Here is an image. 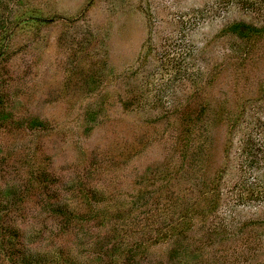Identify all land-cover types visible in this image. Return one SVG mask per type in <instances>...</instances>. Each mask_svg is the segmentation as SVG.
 Returning a JSON list of instances; mask_svg holds the SVG:
<instances>
[{"label": "trees", "instance_id": "obj_1", "mask_svg": "<svg viewBox=\"0 0 264 264\" xmlns=\"http://www.w3.org/2000/svg\"><path fill=\"white\" fill-rule=\"evenodd\" d=\"M51 1L0 0V136L27 134L32 139L30 150L19 148L21 152L11 159L13 147L6 153L0 145V182L5 181L4 186L0 184V264H238L234 256H244L242 250L248 251L249 261L263 255L264 230L260 228L264 225L254 234L246 231L248 224L232 230L230 224L214 218L226 201L229 162L225 159L231 149L228 143L224 146L227 155L221 161L215 135L224 131L228 142L246 121L252 99L238 92L231 96L221 89V81L229 79L224 74L229 71L233 78L226 81L227 87L230 83L240 87L242 81L247 87L253 78L252 63L264 59V0H237L242 10L258 14L257 23L235 21L226 25L216 39L229 41V54L206 71L189 63L195 50L188 38L185 43L188 22L174 41L176 45H168L158 55L149 36L140 66L126 75L134 82L119 92L110 85L117 78L106 55L110 23L94 26L87 22L89 9H84L80 18H62L69 33L59 35L60 44L68 42L73 61L64 73L61 104H67L68 113L78 106L82 109L77 125L82 133L84 129L86 142L101 130L108 140L102 150L99 146L92 149L89 143L80 148L75 144L77 157L67 177L52 171L51 156L42 153L40 144L33 140L36 136L50 137L56 123L29 111L27 103L32 102L33 91L15 92L13 76L5 68L21 55L24 45L21 42L18 46L20 38L39 36L61 21L57 15L45 14ZM155 56H161L165 72L170 71L160 85L172 89L187 80L186 97L171 99L158 92L144 101L149 91L141 86H153L156 77L149 74L140 86L137 71ZM183 56L187 64L179 61ZM73 94L80 95L76 103L69 99ZM113 100L119 108L114 113L108 109L114 106ZM142 110L150 111L149 115L141 117ZM53 121L58 122L56 118ZM251 129L239 163L248 174L237 188L240 205L264 201V191L254 186L261 180L255 173L264 165V123ZM254 129L262 140H256ZM60 133L64 136L70 131L55 134ZM157 147L162 152L157 159L151 158V151ZM128 173L134 176L130 181ZM29 217L52 222L49 244L53 246L77 230L87 233L96 226V234L89 232L96 235L95 239L86 242L93 246L83 247L80 254H72L77 249L75 244L56 248L51 254L34 251L27 243L29 232H22L18 226L19 219ZM101 231L106 233L100 236ZM226 242L232 243L234 255L225 261L210 257L215 244ZM93 250L97 256L90 255ZM162 250H167L166 254L157 259Z\"/></svg>", "mask_w": 264, "mask_h": 264}, {"label": "rangeland", "instance_id": "obj_2", "mask_svg": "<svg viewBox=\"0 0 264 264\" xmlns=\"http://www.w3.org/2000/svg\"><path fill=\"white\" fill-rule=\"evenodd\" d=\"M7 1L3 0V3ZM89 2L92 4H89ZM3 5L5 6V4ZM84 9L86 11L89 9L85 16L87 22L93 23L94 26L97 24L102 26L103 23H110L111 25L110 29H106L109 31V38L107 40L109 47L106 49V55L108 54L110 58L108 66L113 70L117 78L114 81L111 79L114 84L110 85H112L113 90L116 89L117 91L119 89L118 92L127 83L134 82V80L128 79L126 75L130 73V70L140 66L139 59L144 52V45L148 41L149 36L152 39V47L156 50L154 53L158 55V53L165 51L168 45H176L174 41H178V38L183 33L182 31L185 30L184 26L186 25L185 27H187L188 22L189 27L186 33L189 31V34L187 36L185 33V43H187L188 38V43L195 50L194 55L189 59V63L197 66V69L204 68L206 71L210 66L213 68L222 63L224 57L229 54V41L216 39V35L226 25L235 21L257 23L258 20L257 13L245 12L240 8L237 0H52L51 3L47 4L45 14H49L50 16L57 15L56 17L61 18V21H58L54 24V27L49 28L39 36L35 37L32 35L27 39L24 37L23 39L25 40H21L20 38L19 41V37H17L18 46H20L21 42L24 45L22 53L17 59L10 60V63L5 64V68L13 76L12 81H14L13 84L16 87L15 92L17 89L18 91L20 89L19 93L23 94L33 91L32 102L27 103L28 105L30 104L29 111L43 117L46 121L56 123V129L50 137L36 136L37 138L33 140H37L40 144L42 153L51 156L52 171L56 174H61L63 177L70 176V172L68 173L69 166L73 165L76 160L75 144L80 148L85 143H89L92 149L97 146L101 149L105 148V141H108L103 134L104 131L101 130V132L94 134L86 142V136L83 134L84 129L82 133V129L79 130V126L77 125V118L81 115L82 109L78 106L73 112L68 113L67 110L69 107L67 104H61L64 73L67 69L66 67L73 61L70 56L72 49L67 45L68 42L65 43L64 41L63 46L60 44L61 40L59 35L63 34L64 36L69 33L67 26L63 24L62 18H80L79 15L82 14ZM262 18H264V15ZM172 49H174V46ZM159 57L161 56H158V58L155 56L154 60L152 57L149 58L146 65L137 71L140 86L141 81H144L149 74H151L149 77H153V75L156 77L153 86L149 88H147L148 86H141L144 90L149 91L144 101L150 100L158 92L167 95L171 99L186 97L189 87L187 80L175 84L172 89L171 87L168 88L160 85V81L170 71L167 70L165 72L166 67L163 66V61ZM179 61L187 64V57L183 56ZM255 61L251 65V75L253 78L247 84V87L246 81H242L240 87H235L232 83L227 87V82L233 78L229 76V71H224V74L229 79L225 78L221 81L223 84L221 89H226L231 96L235 95L234 92H238L252 99L250 101V107L247 105L246 121L236 130L228 142L224 136V131H220L221 133L216 132L217 135H215L216 139H218L217 150L218 157L221 158V161H224V157L227 155L224 152V146L228 143V145H231V149L227 156L228 159H225L226 162H229V174L225 177L226 181L224 185L226 201L223 202L225 205L220 208L221 210L218 211L217 216L215 218L213 217L214 219L218 218L221 222H227L226 224L228 225L230 224V229L232 227V230H236L235 226L239 224H248L249 229L246 228V231L251 230L254 234H256L255 232H259L260 229L264 230L263 227L260 228V226L264 225V201H261V203L240 205L236 195L239 193L237 188L239 189L240 187L238 185L243 182L241 179L248 177V174L241 169L239 164L243 159L242 150L245 146V138H247L248 133H252L250 132L252 131L251 128H257V125L263 126L264 123V59ZM111 70L109 71L111 72ZM112 75L108 76L112 77ZM79 98L80 95L73 94L69 99L73 103H76V99ZM112 104L114 106L108 109L109 112L114 113L119 108L118 104H115V101ZM148 112L150 111H145L144 113V110H142L139 114L145 118L149 115ZM66 115L68 117H65ZM55 118L58 122L53 121ZM64 129L70 131L69 135L66 134L63 136L61 133L55 134ZM253 134L256 140L260 139L255 129ZM26 135L21 134L14 137L0 136V145L3 146L6 153L12 147L15 150V152H11L10 159L21 152L19 148H23L25 152L32 148V139ZM166 144L165 142L164 146ZM160 151L162 152L157 147L153 152L151 151L149 156L157 159ZM0 157H3V154ZM262 157L264 159V154ZM135 168L136 166H133L131 170L134 171ZM255 174H258L261 180L256 181L254 186L258 185L257 190L264 191V165ZM8 176L10 177V175ZM128 177L130 181L134 176L128 173ZM252 181L254 180L252 179ZM4 183L5 181L0 182L1 186H4ZM235 185L237 187H234ZM231 188H234V190H231ZM256 221L261 223L253 224ZM231 222L233 226H231ZM46 225L48 228H44ZM18 226L22 229V232H29L31 237L27 243L30 244L34 251L42 254H51L55 252L56 248L62 246L73 247V244L77 246V249H73L72 254L76 253V251L77 254H80V251L84 249L83 247L93 246L91 243L87 245L86 242L92 241V239L94 240L97 232L96 226H92L89 230V232L95 233V236H90V233L87 232L88 235L85 230H77L70 236L65 237V240H57L56 245L53 246L49 244L53 238L51 230L54 229L52 228L53 224L51 221L45 220L43 222L41 218L29 217L27 220L19 219ZM257 228L260 229L255 231ZM105 233L101 231L100 236ZM263 234L262 232V236L264 237ZM261 242L264 244V239ZM261 247L263 255L257 259L249 261L247 250H242L244 256L239 254L238 256H234V258H237L238 264H264V245ZM166 251H160L157 254V259H161V256L166 254ZM96 252V250H93L90 255L97 256ZM224 254L226 255L225 257ZM232 254L234 255L231 242L220 245L215 244L209 251L210 257H220V261H225ZM78 258L82 259L81 255H77Z\"/></svg>", "mask_w": 264, "mask_h": 264}]
</instances>
